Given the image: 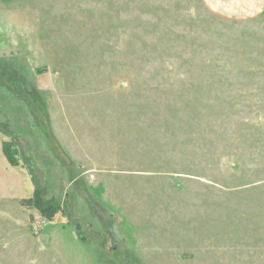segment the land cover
Wrapping results in <instances>:
<instances>
[{"label":"rangeland","instance_id":"1","mask_svg":"<svg viewBox=\"0 0 264 264\" xmlns=\"http://www.w3.org/2000/svg\"><path fill=\"white\" fill-rule=\"evenodd\" d=\"M0 264H264V15L0 0Z\"/></svg>","mask_w":264,"mask_h":264},{"label":"crops","instance_id":"2","mask_svg":"<svg viewBox=\"0 0 264 264\" xmlns=\"http://www.w3.org/2000/svg\"><path fill=\"white\" fill-rule=\"evenodd\" d=\"M217 14L238 19L264 15V0H204Z\"/></svg>","mask_w":264,"mask_h":264},{"label":"trees","instance_id":"3","mask_svg":"<svg viewBox=\"0 0 264 264\" xmlns=\"http://www.w3.org/2000/svg\"><path fill=\"white\" fill-rule=\"evenodd\" d=\"M27 206L37 207L40 213L46 218H52L56 211L61 209L60 203L55 198L45 199L37 191H34L32 196L26 199ZM47 204L45 207H41L42 204Z\"/></svg>","mask_w":264,"mask_h":264}]
</instances>
